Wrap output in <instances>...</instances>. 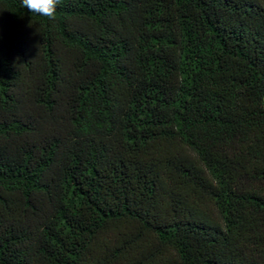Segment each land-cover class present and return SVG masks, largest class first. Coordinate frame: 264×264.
Wrapping results in <instances>:
<instances>
[{"label":"trees","instance_id":"16d2710c","mask_svg":"<svg viewBox=\"0 0 264 264\" xmlns=\"http://www.w3.org/2000/svg\"><path fill=\"white\" fill-rule=\"evenodd\" d=\"M0 264H264V0H0Z\"/></svg>","mask_w":264,"mask_h":264},{"label":"clouds","instance_id":"9594fccd","mask_svg":"<svg viewBox=\"0 0 264 264\" xmlns=\"http://www.w3.org/2000/svg\"><path fill=\"white\" fill-rule=\"evenodd\" d=\"M61 0H21V4L30 13H36L48 17L49 19H55L56 8Z\"/></svg>","mask_w":264,"mask_h":264}]
</instances>
